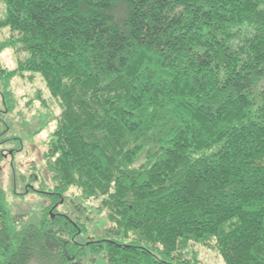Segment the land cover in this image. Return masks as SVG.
Segmentation results:
<instances>
[{"label": "trees", "instance_id": "16d2710c", "mask_svg": "<svg viewBox=\"0 0 264 264\" xmlns=\"http://www.w3.org/2000/svg\"><path fill=\"white\" fill-rule=\"evenodd\" d=\"M0 1L6 107L37 74L60 107L37 221L0 168V264H264V0ZM72 186L111 237L58 209Z\"/></svg>", "mask_w": 264, "mask_h": 264}, {"label": "rangeland", "instance_id": "374dc122", "mask_svg": "<svg viewBox=\"0 0 264 264\" xmlns=\"http://www.w3.org/2000/svg\"><path fill=\"white\" fill-rule=\"evenodd\" d=\"M4 4L0 1V18ZM9 28L0 31V37L9 34ZM2 65L8 69L16 66V54L6 49L1 54ZM5 79L0 75V168L7 190L8 204L12 212H24L28 221H37L43 207L50 202L49 194L54 182L47 174L44 154L52 131L57 125L60 107L50 95L40 75L33 78L15 75L9 80L13 107L8 109L3 100ZM65 203L58 209L81 218L88 226V234L111 237L105 229L110 224L105 210H101L96 198L84 199L74 186L65 192ZM85 233L82 238L86 237ZM199 264H224L217 248L195 244ZM94 264H108L105 257L98 256Z\"/></svg>", "mask_w": 264, "mask_h": 264}]
</instances>
